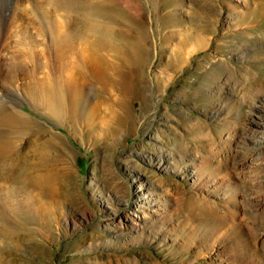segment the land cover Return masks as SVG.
I'll return each mask as SVG.
<instances>
[{"label": "rangeland", "instance_id": "374dc122", "mask_svg": "<svg viewBox=\"0 0 264 264\" xmlns=\"http://www.w3.org/2000/svg\"><path fill=\"white\" fill-rule=\"evenodd\" d=\"M52 1L3 45L0 264H264V0Z\"/></svg>", "mask_w": 264, "mask_h": 264}, {"label": "bare ground", "instance_id": "6f19581e", "mask_svg": "<svg viewBox=\"0 0 264 264\" xmlns=\"http://www.w3.org/2000/svg\"><path fill=\"white\" fill-rule=\"evenodd\" d=\"M52 1V0H50ZM57 1V0H56ZM55 1V2H56ZM72 1V0H71ZM49 2V1H48ZM53 2V1H52ZM57 2L60 3V5H63L62 7H66L67 10H68V6H70V1L69 0H58ZM54 3V2H53ZM168 3V2H167ZM9 4H12L13 6V10L12 11H9L8 10V5ZM25 4V5H24ZM42 5L44 4L41 3ZM53 5V4H52ZM59 5V4H57ZM22 6H25L24 9L25 10H28L29 11V15L31 17H33L34 22L33 25H34V30H36V26H39L38 24H41L44 28V32L46 33V31L48 32V34L50 35L51 34V31L50 29L47 27V25L49 24L48 21L46 20V15L41 12L42 8H41V5H39V3L37 2V0H0V104H5V101H6V96L8 94V91L6 89V86L7 85H11L14 86L15 84L18 83V81H23L20 79V76H21V70H20V66L22 65V61L23 60H19L20 62L18 63H13L12 61H6L5 57H4V54H3V45L5 43V38L6 36L8 35V31H13V29H16L19 28L17 31L19 33H14V36L17 37L19 39V41H17L18 45H22L23 47L25 46H30L31 43L34 42V39H32V37L28 34V31L25 30V32H23L24 30L20 29L21 28V23L19 22V20L14 17L15 16V12L20 10V8ZM50 6V5H49ZM44 7V6H43ZM47 9V8H46ZM22 10V9H21ZM69 11V10H68ZM30 17V19H31ZM108 17V16H107ZM106 17V18H107ZM32 21V20H31ZM30 21V22H31ZM47 21V22H46ZM108 21H106L105 23H102L101 25L99 24V32L100 34L102 35V43L101 46H111L110 48L113 49L115 52H119L121 51L122 52V58L124 59V62L125 60L128 62V64H130V69H129V72L127 74V76L125 77H120L118 83H124L126 84L129 88L133 87L134 86V81L132 79V76H131V72L133 71L134 72V69H133V65L136 63L137 60H139V58L141 57V54H140V47L142 48V43L144 42V38H143V33H141V30L138 29L139 31V34L136 38H130L129 41L126 39V41H122L120 44H124V47L125 48H119L118 46V42H114L116 41L114 39V35L112 33L111 30H109L108 28V24H107ZM48 23V24H47ZM107 24V25H106ZM132 27V26H131ZM40 28V26H39ZM134 28V27H133ZM9 29V30H8ZM21 30V31H20ZM42 30V28H41ZM98 30V29H97ZM38 32V31H37ZM27 33V34H26ZM39 33V32H38ZM43 32L41 31V34ZM98 34V33H97ZM27 35V36H26ZM44 35V34H43ZM48 35V36H49ZM30 36V37H29ZM39 36V35H38ZM14 37V38H15ZM41 37V36H40ZM9 38V37H8ZM11 38V37H10ZM36 39V38H35ZM49 39H51V37L49 36ZM100 39V38H99ZM121 40V39H120ZM126 42V43H125ZM16 48V47H15ZM24 49V48H22ZM21 49V51H22ZM121 49V50H120ZM144 50V49H143ZM24 51V50H23ZM145 51V50H144ZM25 52V51H24ZM114 52V53H115ZM143 52V51H142ZM145 53V52H144ZM23 54V53H22ZM143 54V53H142ZM18 57V56H17ZM22 59H24V61H29L32 63L33 67L35 66L34 64V58H33V49H29L26 50V53L23 54L22 56ZM140 63V62H139ZM137 65V64H135ZM23 68V67H22ZM212 69H219L220 71H226V68L224 66H221L218 64L216 67H212L211 66V70ZM137 70V69H136ZM117 74V73H120L119 71L115 70L114 71V74ZM125 74V73H124ZM130 74V75H129ZM103 78H107V74L104 73L103 75ZM103 80V79H102ZM116 81V83H117ZM123 84V85H124ZM18 85V84H17ZM122 85V84H121ZM123 87V86H122ZM8 88V86H7ZM13 88H16V87H13ZM18 88V87H17ZM16 88V89H17ZM133 89V88H132ZM15 90V89H14ZM17 92H19L17 90ZM11 93V92H10ZM82 92L80 91L79 92V96H83L81 94ZM9 97H12L9 96ZM15 99V98H14ZM84 99H85V96H84ZM10 101V100H9ZM162 150V149H161ZM161 152V151H160ZM169 156H172V153H170ZM228 188V187H227ZM231 187H229L228 189H225V193L229 191ZM233 188V187H232ZM231 188V189H232ZM260 191V190H259ZM232 192V191H231ZM235 192V191H234ZM230 193V192H229ZM228 194V193H227ZM232 194V193H231ZM209 220L211 223H215V219L212 218V217H209Z\"/></svg>", "mask_w": 264, "mask_h": 264}]
</instances>
